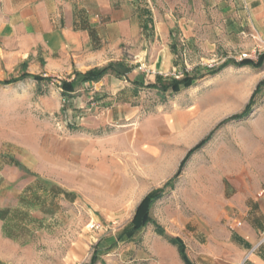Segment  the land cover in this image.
<instances>
[{
	"label": "rangeland",
	"instance_id": "obj_1",
	"mask_svg": "<svg viewBox=\"0 0 264 264\" xmlns=\"http://www.w3.org/2000/svg\"><path fill=\"white\" fill-rule=\"evenodd\" d=\"M216 19L146 33L67 93L63 82L91 69L48 75L31 58H0V264H134L142 238H180L177 216L208 208L242 169L264 168V63L241 64L264 56L243 57L264 38ZM185 76L192 84L175 91Z\"/></svg>",
	"mask_w": 264,
	"mask_h": 264
},
{
	"label": "crops",
	"instance_id": "obj_2",
	"mask_svg": "<svg viewBox=\"0 0 264 264\" xmlns=\"http://www.w3.org/2000/svg\"><path fill=\"white\" fill-rule=\"evenodd\" d=\"M202 16L235 25L255 42L264 38V0H0V58L6 65L31 58L47 74L86 71L146 43V33L167 38L174 27L199 26ZM4 174L0 166V182ZM235 176L234 185L209 195L208 208L177 216L170 230L193 264H264V168ZM4 195L0 190V208ZM146 241L130 262L186 264L162 236L150 233Z\"/></svg>",
	"mask_w": 264,
	"mask_h": 264
},
{
	"label": "trees",
	"instance_id": "obj_3",
	"mask_svg": "<svg viewBox=\"0 0 264 264\" xmlns=\"http://www.w3.org/2000/svg\"><path fill=\"white\" fill-rule=\"evenodd\" d=\"M264 63V56H261L258 60V62H254L253 60L250 59H244L243 61H241V64H253V65H262ZM111 64L110 66H107L105 68L102 69H91L85 73H81L78 72L76 75V79L73 82H63V87H64V91L69 92L74 88V83L75 82H81V81H89V80H94V79H99L102 75H104L109 68H111ZM37 79H40L39 77H36ZM14 80L12 81H7L4 82L5 84H10L12 83ZM173 89L175 91L180 90L182 87H187L189 85L192 84V79H190L188 76H185V78L181 79V80H173ZM264 84V82H262ZM152 85V84H151ZM155 86V85H152ZM163 91H167L168 88L167 87H162ZM245 114V113H244ZM244 114H239L234 116V118H241L243 117ZM206 140H204L203 142H201L197 147H195L192 151H194L195 149H198L199 147H201ZM192 151L189 153V155L192 153ZM185 163V162H184ZM183 163V164H184ZM182 164V166H183ZM159 197V194L156 192H152L149 195H147L143 201L141 202V204L139 205L137 212H136V219H142L148 216L149 213V209L151 207V205L154 203V201L156 200V198ZM160 233H164L163 230L159 231ZM170 242L177 245L181 254L182 259L185 261L186 264H193L186 253V246L184 244V242L180 239V238H176V237H171L169 238Z\"/></svg>",
	"mask_w": 264,
	"mask_h": 264
},
{
	"label": "built area",
	"instance_id": "obj_4",
	"mask_svg": "<svg viewBox=\"0 0 264 264\" xmlns=\"http://www.w3.org/2000/svg\"><path fill=\"white\" fill-rule=\"evenodd\" d=\"M262 49L264 50V40H262V45L256 46L252 54L244 53L243 57H251V58L256 57L257 55L262 53Z\"/></svg>",
	"mask_w": 264,
	"mask_h": 264
}]
</instances>
